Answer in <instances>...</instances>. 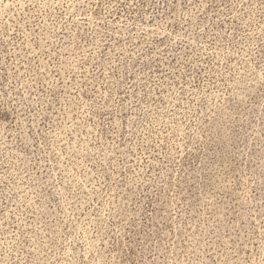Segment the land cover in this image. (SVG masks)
<instances>
[{"label": "rangeland", "instance_id": "rangeland-1", "mask_svg": "<svg viewBox=\"0 0 264 264\" xmlns=\"http://www.w3.org/2000/svg\"><path fill=\"white\" fill-rule=\"evenodd\" d=\"M0 264H264V0H0Z\"/></svg>", "mask_w": 264, "mask_h": 264}]
</instances>
